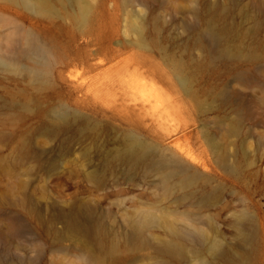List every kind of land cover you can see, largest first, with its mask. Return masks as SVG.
Instances as JSON below:
<instances>
[{"label": "rangeland", "instance_id": "obj_1", "mask_svg": "<svg viewBox=\"0 0 264 264\" xmlns=\"http://www.w3.org/2000/svg\"><path fill=\"white\" fill-rule=\"evenodd\" d=\"M48 1L0 0V264H264V0Z\"/></svg>", "mask_w": 264, "mask_h": 264}, {"label": "bare ground", "instance_id": "obj_2", "mask_svg": "<svg viewBox=\"0 0 264 264\" xmlns=\"http://www.w3.org/2000/svg\"><path fill=\"white\" fill-rule=\"evenodd\" d=\"M27 4L33 7V9L36 10H46L51 11V7L49 4L48 0H24ZM77 4L81 6V11L83 13H86L88 11L89 3L87 0H76ZM204 39L207 42V44L211 47L214 48L215 50H218L219 44H220V35L216 32V30L209 26L206 28L204 32ZM24 47L20 49L19 55L21 57H29V58H39L41 55L45 54L47 49L46 47L41 43L39 38L33 34V33H28L24 37ZM221 55L225 56L226 52L220 53ZM44 56V55H43ZM39 70L36 69V72ZM183 83V82H182ZM160 102V101H159ZM134 153L136 151H133ZM159 164L161 166H166L170 172H184V167L180 163L177 162H170L166 159L160 160ZM66 228H67V233L72 235V236H77L82 234L84 231L85 233H90L94 234L96 231L95 226H90L86 230L84 229V225L80 218L78 216H71L66 219ZM133 235L136 233L133 232ZM176 249L178 250L179 247L176 246Z\"/></svg>", "mask_w": 264, "mask_h": 264}]
</instances>
